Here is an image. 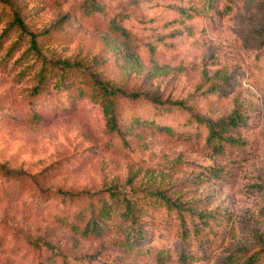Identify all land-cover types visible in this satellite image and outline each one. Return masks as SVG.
Segmentation results:
<instances>
[{"label": "rangeland", "instance_id": "obj_1", "mask_svg": "<svg viewBox=\"0 0 264 264\" xmlns=\"http://www.w3.org/2000/svg\"><path fill=\"white\" fill-rule=\"evenodd\" d=\"M46 63L71 65L91 87L35 94ZM99 81L139 94L110 97L120 123L163 116L112 130ZM234 116L224 134L245 143L214 153L207 122ZM0 169V185L23 183L18 195L0 189V264H228L244 251L264 264V0H0ZM109 189L165 195L149 209L140 201L142 252L62 220L77 202L54 191Z\"/></svg>", "mask_w": 264, "mask_h": 264}, {"label": "trees", "instance_id": "obj_2", "mask_svg": "<svg viewBox=\"0 0 264 264\" xmlns=\"http://www.w3.org/2000/svg\"><path fill=\"white\" fill-rule=\"evenodd\" d=\"M89 12L93 10V8L88 9ZM12 26L18 25L19 28L24 31L28 32V27L23 22L22 19L19 17H15L13 22L11 23ZM112 30L124 35L125 37H128L126 32L121 29L118 26L112 27ZM35 40V38H33ZM33 48L37 50V43L36 41L33 42ZM115 50H118L116 47ZM71 65L64 63L63 66H60V64H48L46 63L41 72L38 75V82L34 88L35 94H40L41 90L43 88H48L51 86L54 89L60 90L61 88H70L72 90H76L78 95H81L84 92H87V88H90L92 85V82H89L88 80H82L80 81L77 77H70L72 72H65L66 70H71L69 67ZM46 72L49 73V76L46 75ZM221 73H218L217 76ZM51 77V78H50ZM223 77V80L226 81L228 78L225 74ZM53 78H57V81L52 82L51 80ZM53 83V84H52ZM94 83V82H93ZM98 82L94 83L97 84ZM99 84H101L102 90H104L103 98H105L106 103L104 104L105 113L109 117L108 123L111 126V129L114 131L119 130V132H124L129 129V126H135L143 123L144 125H154L157 124L159 120H157V117L163 116L161 111L160 113L153 115L152 117H149L147 119H144L140 116H135L132 118L129 122L123 121L120 123L119 117L121 116V112L115 108L114 100H111L110 97H132L133 99H138L139 94L133 93L127 95V93L123 90L121 87L107 86V83L105 81H99ZM87 85L88 87H84ZM219 85L216 84L212 88V92L216 90V88ZM101 90V92H102ZM98 95H95V97ZM160 103L156 102L155 110L160 109ZM175 105H182L181 103H175ZM163 112V110H162ZM242 121V118L240 116H234L231 117L227 121L223 122H207V126L209 128V135L207 138V146L211 147L213 152L216 154H223L226 152L227 146H235V145H241L244 144L245 141L241 140L240 138H234L231 136H225V132L229 130L230 128L237 127L240 122ZM127 125V126H126ZM130 126V127H131ZM158 125V128L160 130H166L168 133L170 132L172 135L175 133L171 129V127L168 126H161ZM2 171V169H0ZM221 170V169H220ZM15 178V181H12L11 183L3 182L0 185V189L10 194H20L23 190L22 186L19 187V183L22 181V175H13ZM19 182V183H18ZM51 189L45 190L41 198L44 199L45 194L51 193ZM109 197L108 198H96V194H87L88 197H84V192H66L62 190L54 191L55 194L63 196V203L70 200H74L77 202V209L71 212L66 213V215L63 216L62 220H68L71 221V228L74 232L79 234L81 237L89 240H98L105 235H107L109 232L113 231L116 234H119L124 237L125 240V249L126 251L130 252H142V243L144 241V225L142 224V217L143 214L146 212V209H149L150 207H155L157 203L163 202V200L166 199L164 194H160V200L159 198L152 200L151 195H153L152 192L146 194L147 196L142 197L141 199H130L127 195H124L121 191L117 189H109ZM157 195V194H156ZM43 196V197H42ZM150 196V197H148ZM157 196V197H158ZM47 198H50L47 196ZM150 198L151 201H147V199ZM143 203L145 207L140 205ZM186 224L183 223V228L181 230L182 235L186 237L189 233L188 229L184 227ZM199 232V230H197ZM193 245L191 242H187L186 249L191 248ZM187 251L184 250L182 253H180V257L182 259H188L191 258L192 255L187 254ZM262 252H250L244 251L238 254H235L234 257H230L228 259V264H258L262 260Z\"/></svg>", "mask_w": 264, "mask_h": 264}]
</instances>
